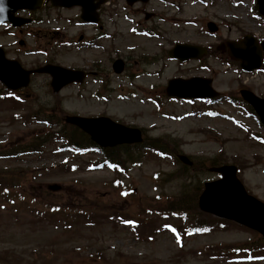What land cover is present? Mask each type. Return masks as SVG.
<instances>
[{"label": "rangeland", "instance_id": "374dc122", "mask_svg": "<svg viewBox=\"0 0 264 264\" xmlns=\"http://www.w3.org/2000/svg\"><path fill=\"white\" fill-rule=\"evenodd\" d=\"M163 1L168 4L158 0L146 7L149 12L161 13L160 19H164L158 25L160 36L154 39L130 31L131 24L124 16H134L140 28L155 20L157 23V18L149 24L144 21L141 5L130 7L123 1L104 6L102 24L114 37L97 40L92 47L76 44L81 35L90 37L97 33L75 24L79 14L76 8H46L35 14L41 23L12 31V35L0 27V44L10 58L18 59L25 67L49 61L90 73L82 84H69L59 92L53 91L49 76L36 74L22 90L26 98L23 104L7 98L0 85V151L24 145L42 147L40 153L0 158V192L6 187L16 189L14 204L18 207L13 208L4 193L0 195V257L12 264H264V259L238 260L230 258L234 253L226 252L234 247H258L259 234L250 228L205 217V221L216 223L214 229L190 235L183 232L186 223L181 217H161L160 211L174 210L185 183L184 177L178 178L181 166L173 158L145 148L138 158L141 165L127 176L104 166L93 170L94 161L102 159L101 155L72 156L67 151H56V142L45 134L50 127L34 124L36 119L50 117L60 123L58 131L64 125L62 130L75 136L76 130L64 123V115L72 114L109 116L142 127L146 136L156 138L171 153L238 165L246 188L264 201V144L260 140L264 128L257 119L228 100L210 106L212 113L202 102L169 99L165 94L172 77L205 76L213 77L214 88L232 97L244 86L264 96V72L241 73L236 66L224 64L225 57L216 48L220 41L246 32L264 37L263 20L250 11L253 0H248L247 6L235 0H207L208 4L196 0ZM209 20L219 25L213 35L207 33ZM177 42L211 43L213 47L203 63H182L167 56L168 49ZM116 57L129 61L126 73L119 75L112 70ZM76 135L81 133L76 131ZM206 177L212 179L215 175L202 173L195 177L190 187L193 198L198 180ZM51 184H58L61 189L51 190ZM22 193L27 196L26 202ZM34 198L40 204L50 199L48 203L88 205L104 209L108 216L119 211L127 218L142 220L143 225L137 230L140 233L134 235L129 227L111 223L106 214H102L106 220L99 221L93 211L90 218L96 225H79L66 231L29 214ZM148 225L151 230L144 229ZM98 252L104 258L97 256Z\"/></svg>", "mask_w": 264, "mask_h": 264}, {"label": "water", "instance_id": "95a60500", "mask_svg": "<svg viewBox=\"0 0 264 264\" xmlns=\"http://www.w3.org/2000/svg\"><path fill=\"white\" fill-rule=\"evenodd\" d=\"M92 1L94 0H52L54 4L71 6L74 4H86L87 10H92ZM105 0H100L97 6ZM43 0H0V22L7 20L12 21L14 24H21L26 19L17 18L14 16V12L19 8L35 9L42 5ZM261 9L264 11V0H260ZM90 20H95L93 17H85ZM191 48V47H187ZM244 57H249V49L242 51ZM258 66L254 64L252 66H246L247 68H253ZM40 71H50L54 73L55 82H61L60 76L56 73L61 71L68 73L69 70L62 68H52L46 66L41 68ZM0 77L7 81L20 82L16 83L26 85L29 79L28 71H23L15 61H7L4 57V52L0 48ZM71 78L67 81H70ZM195 79L191 80L194 81ZM63 81L61 83H65ZM178 82H185L186 87H190L192 84L190 81L173 80L168 88L169 94L179 95L175 91V85ZM14 84V86L16 85ZM18 85V86H19ZM62 84H55V89L58 90ZM209 93L213 94L210 88V82L207 84ZM204 94V93H194ZM182 95V94H181ZM258 102H254L259 113L264 120V101L257 99ZM68 121L78 124L86 131L90 132L93 138L100 144L114 145L122 142L141 141V131L139 129L128 128L124 125L118 124L110 120L109 118H85L78 116H71L67 118ZM224 178L218 182L210 183L207 185L206 191L201 197L200 204L202 208L209 210L215 214L226 216L236 219L240 222L246 223L252 227H255L264 232V204L256 200L254 197L247 194L244 186L236 177V167L223 166L218 168ZM52 189H58V185L50 186Z\"/></svg>", "mask_w": 264, "mask_h": 264}, {"label": "trees", "instance_id": "16d2710c", "mask_svg": "<svg viewBox=\"0 0 264 264\" xmlns=\"http://www.w3.org/2000/svg\"><path fill=\"white\" fill-rule=\"evenodd\" d=\"M70 136H71V135L68 133V131H64V133H63V137H65V138H67V139H68V138L70 139ZM78 145H80V144H78ZM39 148H40V147H36V148L28 147V148H27V151H34L35 149H36V150H39Z\"/></svg>", "mask_w": 264, "mask_h": 264}, {"label": "flooded vegetation", "instance_id": "af4514ba", "mask_svg": "<svg viewBox=\"0 0 264 264\" xmlns=\"http://www.w3.org/2000/svg\"><path fill=\"white\" fill-rule=\"evenodd\" d=\"M113 1H116V0H113ZM139 5L141 4V6H142V9H143V11L146 13V10H145V7H146V3H138ZM105 7L103 6V7H101V9H100V11L102 10V9H104ZM147 14H149V13H147ZM146 17H151V16H149V15H147ZM101 28H103L102 26H101ZM234 39H239V37L237 36V37H235Z\"/></svg>", "mask_w": 264, "mask_h": 264}]
</instances>
